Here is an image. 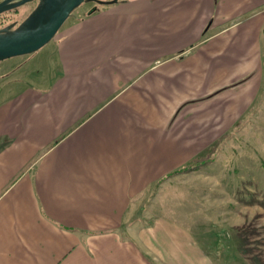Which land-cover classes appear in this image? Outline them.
<instances>
[{"label":"crops","instance_id":"1","mask_svg":"<svg viewBox=\"0 0 264 264\" xmlns=\"http://www.w3.org/2000/svg\"><path fill=\"white\" fill-rule=\"evenodd\" d=\"M38 52L0 77V264H205L141 214L264 109V0H116Z\"/></svg>","mask_w":264,"mask_h":264},{"label":"rangeland","instance_id":"2","mask_svg":"<svg viewBox=\"0 0 264 264\" xmlns=\"http://www.w3.org/2000/svg\"><path fill=\"white\" fill-rule=\"evenodd\" d=\"M108 1L114 0L86 1L67 22ZM35 7L36 2L28 3L4 13L0 29L21 23ZM37 53L0 62V77L10 69L22 72L28 62L32 73L25 83L35 85L43 74L53 75L54 58L29 60ZM258 114L215 149L157 182L152 213L141 214L150 222L168 220L186 227L189 244L196 242L205 264H264V109Z\"/></svg>","mask_w":264,"mask_h":264},{"label":"water","instance_id":"3","mask_svg":"<svg viewBox=\"0 0 264 264\" xmlns=\"http://www.w3.org/2000/svg\"><path fill=\"white\" fill-rule=\"evenodd\" d=\"M35 1H38L36 7L21 23L0 29V62L40 51L56 37L78 7L95 0H3L0 16Z\"/></svg>","mask_w":264,"mask_h":264},{"label":"flooded vegetation","instance_id":"4","mask_svg":"<svg viewBox=\"0 0 264 264\" xmlns=\"http://www.w3.org/2000/svg\"><path fill=\"white\" fill-rule=\"evenodd\" d=\"M35 2H36V5H37L38 1H35ZM35 2H32V3H35Z\"/></svg>","mask_w":264,"mask_h":264}]
</instances>
